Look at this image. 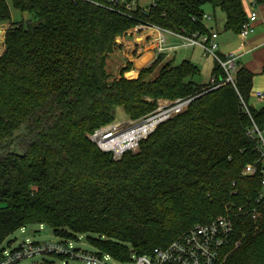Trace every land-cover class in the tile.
<instances>
[{
  "label": "trees",
  "instance_id": "16d2710c",
  "mask_svg": "<svg viewBox=\"0 0 264 264\" xmlns=\"http://www.w3.org/2000/svg\"><path fill=\"white\" fill-rule=\"evenodd\" d=\"M247 1L152 0L144 12L126 9L138 0H11L32 20L11 23L0 56V260L15 232L44 225L62 239L86 235L101 253L129 262L226 214L227 204L255 198L260 174H242L259 159L248 133L264 129V107L249 105L251 72L238 66L234 84L210 90L193 82L199 69L189 60L167 62L151 78L160 56L133 80L124 76L131 63L114 77L107 61L117 39L142 24L207 35V7L238 35ZM10 22L0 0V24ZM212 74L225 80L216 64ZM192 98L135 152L114 157L90 140L118 108L138 121L160 102ZM234 221L239 246L226 264H264V219Z\"/></svg>",
  "mask_w": 264,
  "mask_h": 264
},
{
  "label": "built area",
  "instance_id": "2783aa9c",
  "mask_svg": "<svg viewBox=\"0 0 264 264\" xmlns=\"http://www.w3.org/2000/svg\"><path fill=\"white\" fill-rule=\"evenodd\" d=\"M248 1L250 12L246 13L247 20L238 34L241 47L254 33L255 23L258 20L257 0ZM110 2L115 6H121L124 0H110ZM132 5H127L126 9H133ZM204 20L210 21L211 16L205 14ZM2 26L1 34L2 38L5 39L10 27H6L5 24ZM128 32L145 34V44L151 46L154 62L158 57L166 56L178 49L177 45L170 43V37L180 42L179 49H200L204 57H212L215 64L221 67L226 75L225 80L221 81H217L215 77H212L207 88L215 90L229 83L234 84L235 73L239 66L237 63L238 55L231 54L223 58L218 54V33L215 29H210L207 35H203L200 33H187L185 30H182L181 33H174L142 24ZM254 95L259 101H264V92H257ZM192 100L193 98L177 100L175 103L160 102L157 110L144 119L113 122L92 133L90 140L100 151L110 153L114 157H120L126 152L135 151L141 140L147 138L161 123L184 112ZM244 108L249 113L246 105H244ZM248 136L255 141V149L259 154V159L254 164L246 165L242 174L246 177H254L256 174H260V192L254 199L247 200L245 204H227L225 206L226 214L218 216L211 222L194 226L179 235L166 247L156 248L149 255L137 256L133 254L129 262H118L110 255L103 254L94 247L93 252H87L79 248V242L86 240L89 243L86 235H78L74 239L60 238L56 242H36L26 238L16 246L13 241H10L12 242L10 244L5 242L0 264H69L76 261L85 264H113L114 262L134 264H226L229 255L239 246V241L235 240V216H248L255 222L264 219V129H259L254 125ZM44 227V225H40L39 230L43 231ZM26 228L19 231L26 234ZM47 257L56 258L57 261L47 260Z\"/></svg>",
  "mask_w": 264,
  "mask_h": 264
},
{
  "label": "rangeland",
  "instance_id": "374dc122",
  "mask_svg": "<svg viewBox=\"0 0 264 264\" xmlns=\"http://www.w3.org/2000/svg\"><path fill=\"white\" fill-rule=\"evenodd\" d=\"M7 2L10 5V10H11V22L10 23H6L5 26L6 27H10L11 23H18V22H28L30 20H32V18L26 14V13H21L19 10L15 9L12 6L11 0H7ZM152 4V0H138L137 3H133L132 7H139L142 9V11H148V8L150 7V5ZM206 12L207 14H209L211 16L210 21L207 22L208 27L209 28H213L216 31V28L218 29L219 32L223 31L224 28V24H225V17L223 15V13L219 10H215L213 11L211 8L207 7L206 8ZM3 25V24H2ZM2 25H0V56L1 54L4 52V37L2 38V34H1V30H2ZM217 26V27H216ZM142 35L144 33H141ZM124 39V35L120 38H118L117 40H119L118 43H122L121 40ZM173 43L177 44L179 43L178 40L173 41L171 40ZM135 43V41H133V39L131 40V44L133 45ZM122 45V44H121ZM130 47V48H129ZM152 48L151 46H149L145 51H139V50H135V52H133V48L132 46H128V44L126 46H119L115 47L112 54L108 57V67H109V71L110 73L115 77L119 75V71L121 69V67L126 66L127 63H130L131 61V65L132 68L129 72L131 71H142L145 68L150 67L153 63H148L146 65H144L142 68H137V66H139L138 64V59L141 58L142 56L148 54L151 51ZM143 53V54H142ZM151 54V53H150ZM153 56V53L151 54ZM174 64L178 65L180 64L183 60H190L194 65H196L199 69V75H197L196 77L193 78V82L199 86L202 85H208L211 82L212 76H213V68L215 67V62L212 59V57H203L201 54V51L199 49H188V50H184L181 49L180 51H178L176 53V55L174 56ZM153 59V57L151 58V60ZM169 59L166 60H162V62H160L154 69V72L151 74V78H154L157 73L159 68H161L162 65H164ZM130 61V62H129ZM136 75V77H134V75H127L125 77H128V79H137L139 76V73ZM132 73V72H131ZM251 103H255L258 106H263L264 102H259L255 99L251 100ZM250 105V104H249ZM255 105V106H256ZM257 107V106H256ZM128 117L125 114V112L123 111L122 108H118L116 111V115H115V121L114 122H124L127 121ZM140 144V143H139ZM139 149L138 148L135 150L137 151ZM132 151V152H135ZM40 225H31L28 226L26 228L27 233L26 234H22L21 231H17L15 232L12 236L9 237L8 241H13V244L16 246L19 242L24 241L26 238H30L32 241H36V242H48V241H52V242H56L59 241L60 238L57 237L53 231L48 228V227H44L43 231L39 230ZM39 230V232H38ZM38 232V233H37ZM78 247L81 248L84 251L87 252H93L95 249L85 240L82 242L78 243ZM40 260V259H39ZM47 260H51V261H57L56 258L53 257H47ZM69 264H85L81 261H76V262H70ZM113 264H134V263H113Z\"/></svg>",
  "mask_w": 264,
  "mask_h": 264
},
{
  "label": "crops",
  "instance_id": "0c3cea01",
  "mask_svg": "<svg viewBox=\"0 0 264 264\" xmlns=\"http://www.w3.org/2000/svg\"><path fill=\"white\" fill-rule=\"evenodd\" d=\"M248 2L249 1L245 2V4H244L245 12L247 14L250 12V5ZM256 12H257L258 20L255 23V31L247 39V41L243 47L240 46V39H239L237 34L232 33V32H225L224 28H223L222 32H219L218 29L216 28V32L218 33V38H217V43L219 46L218 54L223 58H226L227 56H229L231 54H237L238 55V60H237L238 65L243 67L244 69L248 70L249 72H251L254 75L250 99H249V104H250V106H252L255 109H260V108L264 107V105L260 107V106L256 105L255 103H251V100L255 99V100L259 101L255 97L254 94L257 92H264V74L262 73V69L264 67V0H261L258 2ZM206 25L208 27L207 23H206ZM210 29H213V28L211 27ZM132 39H133V41H135V43L133 45H130ZM169 40H170L171 44H175L171 41V40L176 41L175 38L170 37ZM118 42H119V40H117V46L116 47L119 48V46H122V45L126 46L128 44V46H132L133 52H135V50L136 51L137 50L145 51L149 47V46H146V44H145L146 43L145 42V34L142 35L141 33L134 34L132 32H127L124 35V39L121 40L122 43H118ZM179 44H180V42L175 44L178 46V49L176 51H174L173 53L166 55L164 60L169 59L167 62H170V61L174 62V59H173V58H175L174 56L176 55V53L178 51L181 50V49H179ZM150 53L152 54L153 52H149V54ZM201 54L204 57L202 51H201ZM205 58H207V57H205ZM151 61L154 63L153 60H150L148 63H151ZM153 63H151V64H153ZM131 72L136 73V75H137L138 72H140V71H135V72L131 71ZM131 72H127L124 76L131 74ZM126 78L128 79V77H126ZM259 102H264V101H259Z\"/></svg>",
  "mask_w": 264,
  "mask_h": 264
},
{
  "label": "bare ground",
  "instance_id": "6f19581e",
  "mask_svg": "<svg viewBox=\"0 0 264 264\" xmlns=\"http://www.w3.org/2000/svg\"><path fill=\"white\" fill-rule=\"evenodd\" d=\"M152 58V55H148L146 54L145 56L141 57L140 59H138V64L139 66H137V68H142L144 65H146ZM129 76L130 75H134V77H136V73H131V74H128Z\"/></svg>",
  "mask_w": 264,
  "mask_h": 264
}]
</instances>
